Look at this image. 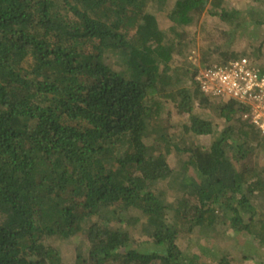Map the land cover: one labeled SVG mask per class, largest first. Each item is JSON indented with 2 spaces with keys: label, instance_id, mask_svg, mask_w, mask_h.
<instances>
[{
  "label": "trees",
  "instance_id": "obj_1",
  "mask_svg": "<svg viewBox=\"0 0 264 264\" xmlns=\"http://www.w3.org/2000/svg\"><path fill=\"white\" fill-rule=\"evenodd\" d=\"M225 1L0 0V264H70L52 237L73 264H196L220 226L264 247V133L180 59L199 31L204 67L250 55ZM203 107L226 123L211 144Z\"/></svg>",
  "mask_w": 264,
  "mask_h": 264
},
{
  "label": "rangeland",
  "instance_id": "obj_2",
  "mask_svg": "<svg viewBox=\"0 0 264 264\" xmlns=\"http://www.w3.org/2000/svg\"><path fill=\"white\" fill-rule=\"evenodd\" d=\"M258 5V0H226L223 8L224 10L235 14L237 18H240V21H242L241 23L243 24V30L240 35L241 37L238 40L240 48L242 50L250 51V55L247 57L254 60L256 66L264 69V25L256 23L252 18L245 19V16H249ZM218 11L219 13L217 15L206 13L199 22H196L193 25L194 28L197 27V29H199L201 26H206L207 28L215 30L217 26L219 27L218 30H220V27L223 26H218L223 22L220 16L222 8ZM216 33H218L217 30ZM201 36L202 32L200 33L199 31L197 44L189 51H186L180 58L188 66L193 65V67H198L199 63L197 62V58L200 62V66H203L201 61ZM212 48V52L216 55V46L212 45ZM188 49L189 47L187 46L186 50ZM219 105V101H217L215 107H218ZM199 113L202 117L212 120L215 124V131L212 134L203 137L204 142L211 144L213 140L221 135L226 123L218 116V109L203 107L199 109ZM186 118L187 115L178 116L175 114L171 119V122L179 124ZM255 161L258 166L264 165V146L257 149ZM233 235V231L220 226L218 230L211 235L208 234L205 236L199 235L197 237H192L193 241L189 243L188 250L190 249L191 254H197L198 258L196 264H218L223 255H228L231 259V264H264L263 246L259 247L253 237L246 235H237L236 237H233ZM142 236L143 235L141 234H132V240L140 241L142 240ZM49 241L61 252L68 263L73 264L77 245L74 244L71 239L52 237Z\"/></svg>",
  "mask_w": 264,
  "mask_h": 264
},
{
  "label": "built area",
  "instance_id": "obj_3",
  "mask_svg": "<svg viewBox=\"0 0 264 264\" xmlns=\"http://www.w3.org/2000/svg\"><path fill=\"white\" fill-rule=\"evenodd\" d=\"M193 56V55H192ZM198 66L196 81L204 95L214 99H235L247 110L240 117L264 133V72L247 56Z\"/></svg>",
  "mask_w": 264,
  "mask_h": 264
}]
</instances>
